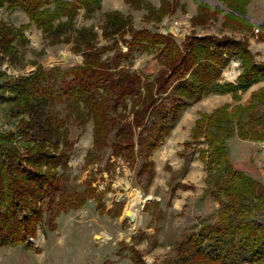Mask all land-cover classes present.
<instances>
[{"label":"trees","instance_id":"16d2710c","mask_svg":"<svg viewBox=\"0 0 264 264\" xmlns=\"http://www.w3.org/2000/svg\"><path fill=\"white\" fill-rule=\"evenodd\" d=\"M124 1L132 8L146 10L144 19L148 23H160L182 6L179 0H160L158 7L148 0ZM221 1L227 5L226 13L220 6L212 9L201 2L191 18L192 24L205 27L223 12L226 27L248 25L245 18L252 0ZM102 3L103 0H0V10L20 8L29 23L43 31L62 33L76 30L80 10L91 17ZM105 16L102 34L111 44L104 48L91 45L90 38L99 36L95 28L74 31L77 36L73 37L72 49L82 53V63L69 68L38 65L31 75L7 76L1 82L3 93H8L5 100L18 102L15 114L28 117L21 120L27 128L22 133L26 132L28 138L21 144L20 134L0 131V247L35 248L31 239L47 226L46 213L61 207H84L95 199L101 211L106 209L104 192L93 186L95 176L87 180L84 190L73 189L65 199H56L70 168L72 113L51 110L50 102L62 99L78 122H93V145L85 162L87 166L97 165L94 174L109 169V176L113 175L117 159H122L137 177L149 173V186L156 173L154 152L190 104L210 93L231 92L241 98L253 85L264 81V62H256L248 38H219L208 33L197 35L195 31L179 38L149 28L134 30L132 17L118 10ZM27 26L16 27L0 20L1 62L7 57L17 58L18 46L30 42L25 34ZM128 32L130 39L124 38ZM118 38L124 39L126 51ZM138 53H154L162 68L158 73L132 69ZM235 54L243 69L238 82L221 84L223 70ZM258 102H264V85L252 91L246 103L225 104L212 113L202 112L190 138L184 141V149L198 147L199 157L205 162L209 184L203 197L213 195L220 206L215 219L202 221L197 231L186 236L170 264H264V222L254 213L264 211V182L237 167L229 149L236 135L264 141V131L257 129L259 123L264 127V114L257 113ZM180 171L185 175L189 165H183ZM153 202L145 203L144 210ZM122 207V203H115L110 211L119 216ZM131 250L134 264H149L137 248Z\"/></svg>","mask_w":264,"mask_h":264},{"label":"rangeland","instance_id":"374dc122","mask_svg":"<svg viewBox=\"0 0 264 264\" xmlns=\"http://www.w3.org/2000/svg\"><path fill=\"white\" fill-rule=\"evenodd\" d=\"M148 1L155 7L160 5V0ZM179 2L182 6L167 15L162 22L148 23L144 19L146 10L132 8L124 0H103L102 8L94 11L91 17L84 15L83 9L80 10L76 17V30L62 33L43 31L34 23H29L27 14L20 8L1 9L0 20L9 25L19 27L29 24L25 34L30 42L18 46L17 58L11 60L7 57L3 62L0 61V86L7 76L14 78L31 75L38 65L44 68L56 65L69 68L82 63V53L72 49L75 42L73 37L77 36L74 31L82 28L92 27L98 31L97 38H90L92 46L101 49L110 45L111 41L103 37L102 28L106 22L105 14L112 10L131 16L134 30L149 28L167 34V29L173 26L179 31H185L186 36L195 31L197 35L208 33L219 38H248L249 48L254 53L256 62H264V0H252L245 18L248 25L234 28L226 27L222 23L228 8L221 0ZM201 2L209 4L212 9L220 6L224 13L215 16L207 26L196 27L191 18L197 14ZM130 34L128 32L124 38L130 39ZM175 36L182 38L179 32ZM118 39L123 51H126L124 39ZM104 57L103 55L102 59ZM237 57L236 54L232 55L230 63L224 68L219 81L221 84L238 82L243 69L241 60ZM123 64L127 66V63ZM131 67L152 73H158L162 68L154 53H138ZM232 71L237 73L235 78L230 79L227 73ZM263 85L264 81L253 85L241 98L234 97L231 92L210 93L190 104L183 111L171 134L154 152L152 159L155 161L156 173L149 186V173L137 177L136 171L122 159H117L113 175L109 176V169L94 174L97 165L87 166L85 162L88 150L93 145V122H78L72 108L62 99L50 102L49 106L53 108L51 110L72 113L69 121L70 139L73 141L70 168L64 174L63 186L56 194V199H65L73 189L84 190L87 180L95 176L93 186L97 187L98 192H104L103 202L106 209L101 211L96 200L90 199L84 207H61L53 213H46L44 222L48 223L47 226L44 230L39 229L37 237L31 239L35 248H26L23 245L0 247V264H134L132 247L137 248L149 264H170L169 261L176 257L179 245L186 236L197 231L202 221L215 219L220 206V202L213 195L203 197L202 193L209 184L205 162L199 157L198 147L184 149V141L190 138L192 127L202 112L212 113L225 104L234 106L246 103L252 91ZM7 95L0 88V131L12 130L20 134L19 142L23 144L28 136L26 132L22 133L27 128H24L21 120L28 117L15 114L18 102H8L5 100ZM257 107V113L264 114V102H258ZM248 118L249 116L246 117ZM257 129L264 131L262 123L257 125ZM229 143L231 159L237 167L264 182V141L236 135ZM108 156L109 152L106 153L105 160ZM104 163L105 161L102 164ZM183 165H189V171L185 175L180 171ZM152 200L155 202L150 203L149 208L144 210L145 203ZM115 203L123 204L119 216L110 211ZM126 213H131L135 220L130 221ZM254 213L264 222L263 210Z\"/></svg>","mask_w":264,"mask_h":264},{"label":"water","instance_id":"95a60500","mask_svg":"<svg viewBox=\"0 0 264 264\" xmlns=\"http://www.w3.org/2000/svg\"><path fill=\"white\" fill-rule=\"evenodd\" d=\"M167 32L168 33H172V34H175L177 35V33L179 32L180 36L182 38L186 37V32L185 31H179V29L177 27H169L167 29ZM126 217L130 220V221H134L135 220V217L133 215H131L130 213H126Z\"/></svg>","mask_w":264,"mask_h":264},{"label":"bare ground","instance_id":"6f19581e","mask_svg":"<svg viewBox=\"0 0 264 264\" xmlns=\"http://www.w3.org/2000/svg\"><path fill=\"white\" fill-rule=\"evenodd\" d=\"M236 71H232V72H228L227 73V76H228V78H230V79H233V78H235V76H236ZM131 214V213H130ZM132 215V214H131Z\"/></svg>","mask_w":264,"mask_h":264}]
</instances>
